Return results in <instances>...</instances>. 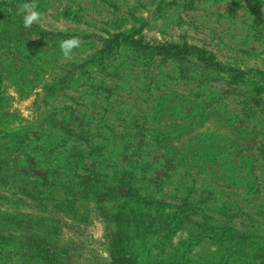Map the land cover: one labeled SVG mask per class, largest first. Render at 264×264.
<instances>
[{
    "label": "rangeland",
    "instance_id": "obj_1",
    "mask_svg": "<svg viewBox=\"0 0 264 264\" xmlns=\"http://www.w3.org/2000/svg\"><path fill=\"white\" fill-rule=\"evenodd\" d=\"M26 2L0 0V264H264V0H37L25 29Z\"/></svg>",
    "mask_w": 264,
    "mask_h": 264
},
{
    "label": "clouds",
    "instance_id": "obj_2",
    "mask_svg": "<svg viewBox=\"0 0 264 264\" xmlns=\"http://www.w3.org/2000/svg\"><path fill=\"white\" fill-rule=\"evenodd\" d=\"M37 0H29L19 6L18 14L23 16V26L25 29L31 28L33 24H40L42 14L38 11ZM38 38V37H37ZM81 45L80 38L73 36L60 42L59 49L63 57L68 58L74 54V51Z\"/></svg>",
    "mask_w": 264,
    "mask_h": 264
},
{
    "label": "trees",
    "instance_id": "obj_3",
    "mask_svg": "<svg viewBox=\"0 0 264 264\" xmlns=\"http://www.w3.org/2000/svg\"><path fill=\"white\" fill-rule=\"evenodd\" d=\"M132 192H133V190H131L130 192H129V194H128V198H132L133 197V195H132ZM152 202V201H151ZM122 260V259H121ZM125 261V260H124Z\"/></svg>",
    "mask_w": 264,
    "mask_h": 264
}]
</instances>
